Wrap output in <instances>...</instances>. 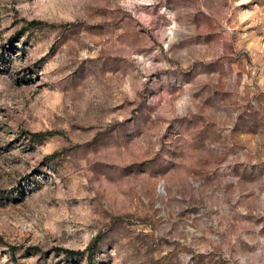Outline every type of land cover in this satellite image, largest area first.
Segmentation results:
<instances>
[{"label": "rangeland", "instance_id": "rangeland-1", "mask_svg": "<svg viewBox=\"0 0 264 264\" xmlns=\"http://www.w3.org/2000/svg\"><path fill=\"white\" fill-rule=\"evenodd\" d=\"M0 264H264V0H0Z\"/></svg>", "mask_w": 264, "mask_h": 264}, {"label": "trees", "instance_id": "trees-1", "mask_svg": "<svg viewBox=\"0 0 264 264\" xmlns=\"http://www.w3.org/2000/svg\"><path fill=\"white\" fill-rule=\"evenodd\" d=\"M96 244V243H95ZM94 244V245H95ZM65 251V253H72V252H70L69 250H64ZM92 255H93V251L91 252V254H90V258L92 259Z\"/></svg>", "mask_w": 264, "mask_h": 264}]
</instances>
